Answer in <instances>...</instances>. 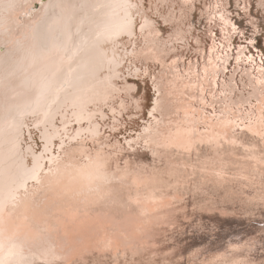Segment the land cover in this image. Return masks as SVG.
Returning a JSON list of instances; mask_svg holds the SVG:
<instances>
[{
    "label": "bare ground",
    "instance_id": "bare-ground-1",
    "mask_svg": "<svg viewBox=\"0 0 264 264\" xmlns=\"http://www.w3.org/2000/svg\"><path fill=\"white\" fill-rule=\"evenodd\" d=\"M217 2L206 6L211 9ZM122 13L120 0H0V264H75L83 260L81 254L98 247L117 262L149 246L155 249L167 229L180 224L185 203L179 205L180 189H169L173 181L157 168L123 153L129 149L125 139L134 141L131 149L141 145L152 156L169 149L189 155L204 144L214 158L201 165L196 190L230 191L234 182L263 180L264 62L250 54L247 64L238 45L233 72L221 80L233 58L234 36L227 27L224 39L216 36L217 28L205 19L209 52L205 36L197 35L196 58L187 64L180 56L167 62L156 55L171 107L147 146L132 135L148 121L143 102L134 114H144L137 127L123 131L127 117L119 119L116 128L122 138L101 131L81 135L63 150L57 144V151L40 161L38 181L20 186L14 162L23 156L31 166L29 154L21 149L29 141L35 148L39 136L34 123L47 121L57 137L71 141L76 130L84 131L73 124L74 117L100 107L109 74L104 58L112 47L106 32ZM188 34H193V25ZM121 43L130 41L123 38ZM207 108L212 112L206 114ZM201 210L225 216L230 208L208 197ZM217 256L200 264H228Z\"/></svg>",
    "mask_w": 264,
    "mask_h": 264
},
{
    "label": "snow or ice",
    "instance_id": "snow-or-ice-1",
    "mask_svg": "<svg viewBox=\"0 0 264 264\" xmlns=\"http://www.w3.org/2000/svg\"><path fill=\"white\" fill-rule=\"evenodd\" d=\"M120 3L123 7L121 18L106 32V39L112 47L104 58L109 74L100 107L94 112H81L74 117L73 124L83 126L84 131L76 130L71 141L63 136L57 137L47 121L32 125L39 140L35 148L29 141L26 148L21 149L29 154L31 166L25 164L23 156H18L14 162L21 187L29 181H38L40 161L50 158L57 151L55 145H60V150H63L66 143L76 142L81 135H99L101 131L118 135L116 126L119 119L134 118V114L141 111L142 81L149 83L151 89L145 113L148 121L132 135L147 146L154 127L159 126L171 107V100L165 91V76L162 71H157L161 66L156 55L165 59L170 55L179 56L180 52L175 50L174 45L190 39L188 30L195 16L206 13L204 18L221 32L222 39L225 38L222 30L227 27L232 37L239 38L240 51L258 47V41L264 39V0H232L231 6L226 0H218L211 9L206 4L198 5L196 0H120ZM198 7L200 13L196 12ZM161 27L166 30L163 34L159 31ZM123 38H128L130 43H121ZM64 127L68 125L64 124ZM124 143L131 150L134 141L125 139Z\"/></svg>",
    "mask_w": 264,
    "mask_h": 264
},
{
    "label": "rangeland",
    "instance_id": "rangeland-1",
    "mask_svg": "<svg viewBox=\"0 0 264 264\" xmlns=\"http://www.w3.org/2000/svg\"><path fill=\"white\" fill-rule=\"evenodd\" d=\"M209 1L210 0H206V2L205 0H197L196 2L198 5H208ZM228 1L229 6H231L232 0ZM196 12L200 13L201 9L198 7ZM204 17L205 15L202 14L200 16H195L194 23L192 24L193 34L191 36L189 35L190 39H188L186 43L176 45L175 50L180 52V60L186 64L190 59L192 60L196 58V53L193 50L196 46L195 36H205V40H207V52H209L211 34H209V38H207L206 34H203L205 28H209ZM161 30L162 34L166 31L163 27H161ZM205 32H207V30H205ZM214 32L217 33L216 36H221V32L218 31V29H215ZM238 45H240L239 38L234 37L232 47L237 48ZM255 48L258 50L261 49L264 52V39L258 41V47ZM247 50L254 51L253 48H248ZM247 50H245V53H247ZM234 54L233 58H231V62L227 64V68L223 73L224 77H221V80L228 78L233 72L235 62ZM172 58L173 56H169L167 62H169ZM159 69L160 68H158L157 71ZM239 76L240 73L238 72L235 75L237 80H239ZM248 89L249 87L247 86V90ZM140 90V96L146 97L143 102L144 104H147V107L144 110L147 111L149 98L151 97L149 83L142 81ZM210 110L211 108H207L206 114H208ZM143 116L144 114H141V117ZM141 117L136 115L130 120L127 118L126 127H124L125 129L123 128V131H125L126 128L129 131V129L132 130L137 127V121H141ZM104 133L111 136V133L103 132V134ZM118 133H120L118 136L122 138L123 134L119 131ZM256 137L258 138V136ZM111 142H113V138H111ZM105 149H107V146H105ZM109 150H111V148H109ZM123 153L130 154V158L136 159V161L142 160L143 163H145L143 164L145 166L155 169L157 168L156 170L161 175L166 177L167 180L173 181L171 182L169 189H172L173 187L180 189L178 203L181 206L185 203L186 206L183 205V212L185 211L186 213H183L180 224L167 229V231L163 234L160 244L155 247L156 250L153 249L154 246H151V248L150 246L148 247L151 249L152 253L158 254H152L149 252V249H146V251L144 250L141 254H139L142 257L138 254H136L138 257L135 255L136 258L134 255H129L119 257L116 262L111 254L105 252V249H102L101 251L102 247L96 246L98 247V250H92V252H95L96 255H94V253L93 255L90 254L92 252L85 253L87 256L86 258L83 253L80 255L83 260H79L75 264H200L213 259V256L215 258V255L217 256V254H219V257L217 256L216 259H220V256H223V258L227 260L228 264H232V262L233 264L235 262H237L235 264H251L250 261L253 262L252 264H264V176L260 179H263V182L257 180V183L255 182L243 185L239 182H234L230 191L225 188L212 189L211 187H207L204 191H201L194 189L200 176V167L203 162H212L214 158L211 151L206 148L204 144L201 146V149L194 150L189 155H180L175 149H169L168 152H159V154L152 156L150 151H148L147 148H142L141 145H138L137 148H132L131 150H123ZM124 160L125 159L122 158L120 160V164H123ZM208 197H212L218 204L229 207V213L225 216H219L203 212L201 210V206L204 205V202ZM237 248L240 250H236ZM152 250H155V252ZM247 250H249V252ZM224 252L227 253L225 254ZM101 253L105 254L101 255ZM242 257L243 259L246 258L245 261ZM86 259L89 261L86 262ZM62 263L66 264L64 262H61L60 264Z\"/></svg>",
    "mask_w": 264,
    "mask_h": 264
}]
</instances>
